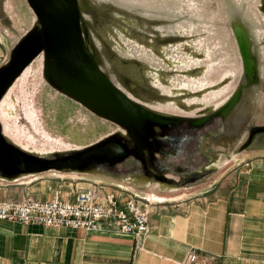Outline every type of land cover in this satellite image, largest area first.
<instances>
[{"label":"rangeland","instance_id":"374dc122","mask_svg":"<svg viewBox=\"0 0 264 264\" xmlns=\"http://www.w3.org/2000/svg\"><path fill=\"white\" fill-rule=\"evenodd\" d=\"M80 4L101 67L137 103L163 115L197 118L226 107L242 88L234 134L245 131L252 114L264 109V0H80ZM31 22L35 24L33 17ZM237 33L248 42L253 78L246 72ZM132 70L140 77L136 79ZM5 104L11 108V114L4 115L7 128L20 144L40 148L36 154L69 153L98 142L103 129L105 133L113 129L46 84L42 58L18 80ZM254 124L264 125V115ZM92 125L101 131L89 136ZM226 143L229 154L219 156L218 164L251 161ZM255 146L264 149V135ZM47 177L57 182L83 180Z\"/></svg>","mask_w":264,"mask_h":264},{"label":"water","instance_id":"95a60500","mask_svg":"<svg viewBox=\"0 0 264 264\" xmlns=\"http://www.w3.org/2000/svg\"><path fill=\"white\" fill-rule=\"evenodd\" d=\"M3 5L18 37L0 63V182L31 185L47 175L60 179L107 177L148 202L154 196L163 199L156 195L157 190L173 193L169 197L178 199L235 165L234 160L218 164L219 156L229 154L224 150L226 142L236 146L238 155L264 153L255 146L256 139L264 135V125L254 124L264 115L263 108L252 114L245 131L232 133L238 125L242 88L226 107L202 117L154 112L132 100L101 67L80 0H3ZM237 36L246 72L253 78L255 68L248 42L244 34ZM0 42L5 43L3 36ZM40 58L44 81L52 90L98 122L112 126L106 133L103 129L104 137L98 142L69 153L36 154L40 148L22 145L11 134L4 116L11 114L6 98ZM98 130L101 128L92 125L89 136ZM141 188L144 194L135 191Z\"/></svg>","mask_w":264,"mask_h":264},{"label":"crops","instance_id":"0c3cea01","mask_svg":"<svg viewBox=\"0 0 264 264\" xmlns=\"http://www.w3.org/2000/svg\"><path fill=\"white\" fill-rule=\"evenodd\" d=\"M0 36L5 39L0 44L3 57L18 37L3 0ZM260 154L249 152L251 161L242 160L207 185L188 190L187 197L173 200L169 197L173 193L157 190L164 200L140 199L147 205L151 232L139 243L111 224L101 232H87L0 221V264H182L192 251L214 264H264V159H258L264 154ZM96 183L103 194L132 195L114 180L93 176L81 182H0V201L32 196L74 202L80 190ZM139 190L135 189L138 193L143 189Z\"/></svg>","mask_w":264,"mask_h":264},{"label":"built area","instance_id":"2783aa9c","mask_svg":"<svg viewBox=\"0 0 264 264\" xmlns=\"http://www.w3.org/2000/svg\"><path fill=\"white\" fill-rule=\"evenodd\" d=\"M101 190L98 184L80 190L74 202L59 197L42 201L32 196L22 201H0V221L87 232H101L105 224H111L117 232L132 236L137 243L144 240L151 232L147 205L134 195L103 194ZM182 264H214V261L192 251Z\"/></svg>","mask_w":264,"mask_h":264},{"label":"bare ground","instance_id":"6f19581e","mask_svg":"<svg viewBox=\"0 0 264 264\" xmlns=\"http://www.w3.org/2000/svg\"><path fill=\"white\" fill-rule=\"evenodd\" d=\"M186 197H187V196H186ZM157 199H159V198H157V197H153V198H152V200H155V201H156ZM161 200H162V199H161ZM163 200H164V199H163ZM173 200H174V199H173Z\"/></svg>","mask_w":264,"mask_h":264},{"label":"flooded vegetation","instance_id":"af4514ba","mask_svg":"<svg viewBox=\"0 0 264 264\" xmlns=\"http://www.w3.org/2000/svg\"><path fill=\"white\" fill-rule=\"evenodd\" d=\"M139 164V163H138Z\"/></svg>","mask_w":264,"mask_h":264}]
</instances>
